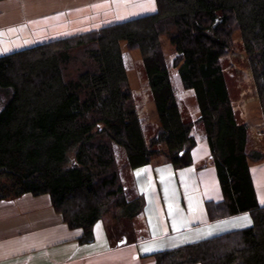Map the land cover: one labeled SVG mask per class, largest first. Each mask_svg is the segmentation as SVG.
Returning <instances> with one entry per match:
<instances>
[{
  "label": "trees",
  "instance_id": "16d2710c",
  "mask_svg": "<svg viewBox=\"0 0 264 264\" xmlns=\"http://www.w3.org/2000/svg\"><path fill=\"white\" fill-rule=\"evenodd\" d=\"M157 12L0 57V201L49 195L81 245L95 242L103 221L112 247L136 241L141 198L128 200L115 159L131 169L164 156L176 169L193 164L194 122L176 99L163 40L174 47L172 70L192 91L223 200L215 219L250 213V228L154 255L157 264H264V207L250 164L246 125L232 105L223 60L243 43L264 115V0H155ZM140 53L160 125L146 141L123 60ZM164 146L165 149H159Z\"/></svg>",
  "mask_w": 264,
  "mask_h": 264
},
{
  "label": "crops",
  "instance_id": "0c3cea01",
  "mask_svg": "<svg viewBox=\"0 0 264 264\" xmlns=\"http://www.w3.org/2000/svg\"><path fill=\"white\" fill-rule=\"evenodd\" d=\"M156 12L155 0H0V57ZM197 142L193 164L182 169L164 156L137 169L126 155L117 159L127 199L144 202L129 245L112 247L103 221L95 225V242L81 245L83 231L64 222L49 195L0 201V264H157L156 254L250 228V213L211 216L208 204L223 194L203 131ZM250 173L264 207V162L251 163Z\"/></svg>",
  "mask_w": 264,
  "mask_h": 264
},
{
  "label": "rangeland",
  "instance_id": "374dc122",
  "mask_svg": "<svg viewBox=\"0 0 264 264\" xmlns=\"http://www.w3.org/2000/svg\"><path fill=\"white\" fill-rule=\"evenodd\" d=\"M163 46L171 71V79L176 92V99L179 105H181L183 117L187 121L194 122L193 131L197 139V135L201 134L202 131L205 134V131L201 122L198 121L199 113L195 105L194 94L192 91H185L182 88L176 71L172 70L171 64L175 57L174 47L166 40H163ZM122 47L124 51L123 60L128 79L131 83L133 96L137 104L138 115L146 141L149 142L155 135L160 125V120L155 110L154 103H151L149 100V87L143 75V64L140 53L137 51H128L124 43H122ZM223 67L228 82L232 105L237 114L238 121L248 128L249 141L247 149L250 152L257 150L264 153V138H261L262 130L264 129L263 110L255 93L256 89L253 76L249 69L247 57L239 34H237L234 39L233 53L223 60ZM159 149L164 150L165 147L159 146ZM202 150L203 149L199 148V153ZM114 154L117 162V159L122 160L125 158L126 152L123 148L114 145ZM121 165H123V162H121Z\"/></svg>",
  "mask_w": 264,
  "mask_h": 264
},
{
  "label": "snow or ice",
  "instance_id": "6c2138e0",
  "mask_svg": "<svg viewBox=\"0 0 264 264\" xmlns=\"http://www.w3.org/2000/svg\"><path fill=\"white\" fill-rule=\"evenodd\" d=\"M169 209H170V210L172 209V205H169ZM241 219L248 221V223L251 222L247 217H243V218H241ZM211 234H212V231L210 230V231L207 233V235H211ZM144 250H145V251H150V250H152V249H151V248H145Z\"/></svg>",
  "mask_w": 264,
  "mask_h": 264
}]
</instances>
